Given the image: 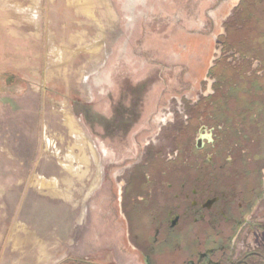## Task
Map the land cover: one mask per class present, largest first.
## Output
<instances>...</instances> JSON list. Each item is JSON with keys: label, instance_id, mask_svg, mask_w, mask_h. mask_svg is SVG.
Here are the masks:
<instances>
[{"label": "rangeland", "instance_id": "374dc122", "mask_svg": "<svg viewBox=\"0 0 264 264\" xmlns=\"http://www.w3.org/2000/svg\"><path fill=\"white\" fill-rule=\"evenodd\" d=\"M234 2L0 0V264H129L110 176L203 76Z\"/></svg>", "mask_w": 264, "mask_h": 264}, {"label": "flooded vegetation", "instance_id": "af4514ba", "mask_svg": "<svg viewBox=\"0 0 264 264\" xmlns=\"http://www.w3.org/2000/svg\"><path fill=\"white\" fill-rule=\"evenodd\" d=\"M221 17L203 76L110 176L129 264H264V0Z\"/></svg>", "mask_w": 264, "mask_h": 264}, {"label": "crops", "instance_id": "0c3cea01", "mask_svg": "<svg viewBox=\"0 0 264 264\" xmlns=\"http://www.w3.org/2000/svg\"><path fill=\"white\" fill-rule=\"evenodd\" d=\"M11 23V22H10ZM1 24V23H0ZM5 24H8V23H5ZM3 25V24H2ZM9 25V24H8ZM12 30H9L7 33L8 34H12L11 32ZM2 40V38H0ZM0 51H1V48H0ZM7 70V68L5 66H1L0 64V91L3 90L4 86L1 84V81H2V78H3V74L4 72ZM4 80V79H3Z\"/></svg>", "mask_w": 264, "mask_h": 264}, {"label": "bare ground", "instance_id": "6f19581e", "mask_svg": "<svg viewBox=\"0 0 264 264\" xmlns=\"http://www.w3.org/2000/svg\"><path fill=\"white\" fill-rule=\"evenodd\" d=\"M129 2H131L132 0H128ZM79 5L81 6L82 9H86L85 3L83 1H79ZM147 37V36H146ZM144 46V45H143ZM65 118V117H64ZM69 118V117H68ZM67 119V118H66ZM65 120V119H64ZM70 122V121H69ZM68 123V122H67ZM69 125V124H68ZM80 160L84 161L85 157L84 156H80L79 157ZM95 178V177H94ZM97 178V177H96ZM95 180V179H94ZM97 182V181H96ZM92 185V184H91ZM93 189V188H92ZM90 190V189H89ZM89 194V193H88ZM81 220V219H80Z\"/></svg>", "mask_w": 264, "mask_h": 264}]
</instances>
